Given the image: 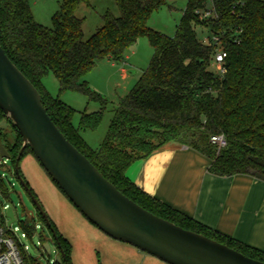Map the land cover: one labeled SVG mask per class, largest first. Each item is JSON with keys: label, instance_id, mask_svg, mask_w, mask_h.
Here are the masks:
<instances>
[{"label": "trees", "instance_id": "obj_1", "mask_svg": "<svg viewBox=\"0 0 264 264\" xmlns=\"http://www.w3.org/2000/svg\"><path fill=\"white\" fill-rule=\"evenodd\" d=\"M115 2L119 15L106 11L103 24L85 39L84 20L76 11L81 4L91 5V0H62L51 27L35 19L29 0H0L1 44L39 90L60 130L120 191L158 216L264 261V253L206 228L147 194L126 175L135 160L177 142L205 153L212 159L210 171L217 175L242 173L264 180V0H188L173 36L148 26L153 12L167 0ZM211 4L217 17L202 18L197 10ZM197 26L225 34L228 56L224 76L210 68L214 48L201 42ZM141 36H146L154 48L150 63L119 99L101 145L92 148L81 130L97 128L109 103L83 78L104 58L124 60L126 50ZM235 37L239 42H234ZM49 73L58 79L60 91L82 92L98 101L100 110L80 111L76 126V110L45 87L43 78ZM3 120L16 132L14 141L0 138L14 168L22 138L0 109V122ZM217 134H223L227 142L220 149L211 142V136ZM157 138L161 141L155 142ZM26 153L33 155L29 147L22 158ZM0 188L8 192L1 176ZM34 223L21 222L29 235L34 232ZM52 225L72 264L70 241L53 221Z\"/></svg>", "mask_w": 264, "mask_h": 264}, {"label": "water", "instance_id": "obj_2", "mask_svg": "<svg viewBox=\"0 0 264 264\" xmlns=\"http://www.w3.org/2000/svg\"><path fill=\"white\" fill-rule=\"evenodd\" d=\"M0 109L22 138L14 175L51 232L59 249L55 258L59 264L70 263L48 213L21 174L20 161L27 147L70 202L113 239L169 264H264L225 243L154 214L120 191L60 130L41 93L11 60L1 41ZM97 111L89 109L87 113ZM0 156L10 158L2 143ZM6 215L10 226L16 221L13 205L7 207ZM44 247L50 251L49 242Z\"/></svg>", "mask_w": 264, "mask_h": 264}, {"label": "rangeland", "instance_id": "obj_3", "mask_svg": "<svg viewBox=\"0 0 264 264\" xmlns=\"http://www.w3.org/2000/svg\"><path fill=\"white\" fill-rule=\"evenodd\" d=\"M35 19L42 25L51 27L52 16L59 10L62 0H29ZM188 0H167L151 15L148 26L166 35L173 36ZM119 15L115 0H91V5L81 4L76 15L82 18L84 38L88 39L103 24L102 15L106 11ZM201 38L208 33L202 26L196 27ZM154 48L146 36H141L125 53L124 60L116 61L104 58L100 60L85 76L91 89L100 93L109 103L104 109L99 126L95 129L81 130L83 139L92 147L98 148L107 133L113 110L121 97L137 83L146 70L153 55ZM126 68L127 75L123 74ZM212 69V67H210ZM133 70V71H131ZM213 70V69H212ZM44 85L53 96L71 105L76 113L73 123L78 126L80 111L87 108L100 110V103L90 100L79 91H63L60 93L58 79L49 73L43 78ZM0 138L16 140L15 130L6 122L1 121ZM161 139H155L160 142ZM179 144L177 142H173ZM20 169L28 185L55 223L58 230L68 238L73 246L72 264H169L161 259L133 246L138 254L134 258L126 255L117 247L125 242L111 238L91 223L59 190L47 175L37 159L26 153L20 161ZM10 158L0 157V176L5 179L8 192L0 188V208L2 204L13 205L17 220L13 222L12 232L20 238V248L27 264H53L59 249L52 238L51 232L37 215L36 207L16 179ZM35 222L37 228L31 238L21 237L24 230L21 222ZM46 239L50 244V252L42 250L39 241ZM25 245L28 246L25 249Z\"/></svg>", "mask_w": 264, "mask_h": 264}, {"label": "crops", "instance_id": "obj_4", "mask_svg": "<svg viewBox=\"0 0 264 264\" xmlns=\"http://www.w3.org/2000/svg\"><path fill=\"white\" fill-rule=\"evenodd\" d=\"M121 70L127 75L126 68ZM211 163L205 153L171 142L135 160L126 175L147 194L206 228L264 253V180L242 173L220 176L210 171ZM130 245L117 247L134 258L138 252Z\"/></svg>", "mask_w": 264, "mask_h": 264}, {"label": "built area", "instance_id": "obj_5", "mask_svg": "<svg viewBox=\"0 0 264 264\" xmlns=\"http://www.w3.org/2000/svg\"><path fill=\"white\" fill-rule=\"evenodd\" d=\"M197 13L204 19L217 17V13L212 4L205 8L198 9ZM224 36L225 34L222 32L208 31V33L206 35H203L200 39L204 45L214 48L211 67L213 71L220 76H224L227 72L226 58L228 56V51L226 50L223 43ZM234 42H239L238 38L235 37ZM211 142L215 143L219 149L221 147H224L227 143L226 138L223 134L211 136ZM7 207V205L2 204L0 208V264H27L23 255V251L20 248V238H18L16 234L11 230L13 222L10 226L7 225V222L9 220V217L6 215ZM36 228L37 224L34 223V232L29 235L25 230H23L21 232V237L26 239L31 238L35 233ZM38 244L40 245L42 250H45L44 243L42 241H39ZM27 248L28 246L25 245V249ZM45 252L47 251L45 250ZM55 262L56 260L54 259L53 263Z\"/></svg>", "mask_w": 264, "mask_h": 264}]
</instances>
